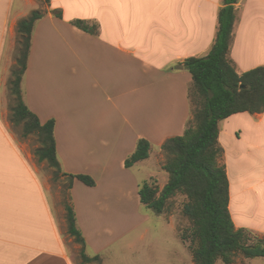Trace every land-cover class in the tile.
I'll return each mask as SVG.
<instances>
[{"label": "crops", "instance_id": "1", "mask_svg": "<svg viewBox=\"0 0 264 264\" xmlns=\"http://www.w3.org/2000/svg\"><path fill=\"white\" fill-rule=\"evenodd\" d=\"M223 6V0L45 4L31 36L22 98L41 124L54 120L61 172L95 182L87 187L74 179L70 189L88 256L101 251L89 241L83 211L98 209L99 197L123 195L138 212L139 185L152 179L158 184L159 177V189L166 184L161 147L181 136L192 118L191 75L183 62L209 53ZM38 7V0H0V264H76L65 240V210L48 195L36 166L46 161L39 162L37 148L9 126L6 89L17 24ZM234 8L228 57L241 75L264 67V0H239ZM74 20L96 25L97 34L76 28ZM218 128L232 221L264 236V111L234 114ZM141 139L150 144L149 157L126 168Z\"/></svg>", "mask_w": 264, "mask_h": 264}, {"label": "trees", "instance_id": "2", "mask_svg": "<svg viewBox=\"0 0 264 264\" xmlns=\"http://www.w3.org/2000/svg\"><path fill=\"white\" fill-rule=\"evenodd\" d=\"M49 3V0H44ZM239 0H223L218 12V29L215 42L204 57H190L183 67L191 75L188 97L192 118L181 136L167 139L161 149L165 156L162 169L168 179L162 189L150 182L139 185L141 204L158 214L165 211L167 202L182 195L186 202L183 215L190 221V248L195 264H215L222 261L232 264L236 255L254 259L264 257V238H255L251 232L236 228L229 212V182L225 169L219 164L221 149L218 146L219 122L238 113L264 111V67H257L238 75L229 60L232 30L236 18L234 4ZM55 15L60 17L59 12ZM42 12L32 11L17 24L18 57L10 81L15 105L10 121L22 125L23 136L35 135L40 148L35 151L38 161H46L54 169L53 179L65 176L71 189L74 179L87 187L95 186L94 180L84 174H64L57 159L54 138V120L41 124L22 98L21 82L27 68L31 36ZM72 25L90 34H97L98 27L83 20ZM150 144L139 140L136 149L126 160L130 168L149 157ZM71 202V196H69ZM67 233L80 245L79 255L84 264H101L99 255L88 256L86 243L77 227L76 214L69 202H64Z\"/></svg>", "mask_w": 264, "mask_h": 264}, {"label": "rangeland", "instance_id": "3", "mask_svg": "<svg viewBox=\"0 0 264 264\" xmlns=\"http://www.w3.org/2000/svg\"><path fill=\"white\" fill-rule=\"evenodd\" d=\"M38 2L37 11L43 12L46 3L44 0H38ZM18 50L17 39L13 52L14 64L11 73L16 68ZM11 80L12 76L10 75L6 89L7 108L10 112L15 105L10 87ZM9 126L17 137L22 136V125L15 126L9 123ZM22 141L27 143L31 150L40 148V143L35 135L23 137ZM36 166L54 204L63 208L64 202L71 204L69 179L59 176L58 179L54 180V169L46 162L37 163ZM160 179L159 177L158 184L154 179L149 182L160 188L162 186ZM82 196L84 197L85 194ZM97 196L99 195L97 194ZM87 200L90 201L91 199ZM97 201L100 203V207L95 209L93 213L88 210L83 211L82 218L87 228L89 241L97 250L101 251L99 254L102 259L101 264H195L190 248L192 240L189 236V229L191 224L182 213V207L186 202L184 196L178 194L171 198L167 202L165 211L161 214L144 206L140 208V212H136L135 204L123 195H112L110 198L99 197ZM82 208L83 206H81ZM139 213L141 214L140 218L138 217ZM251 236L252 242L255 238L264 237L261 234H251ZM65 240L73 261L76 264H84L79 255L80 245L70 235L65 234ZM88 251L90 255L91 250ZM215 264L224 263L217 261ZM232 264H264V257L248 259L236 255Z\"/></svg>", "mask_w": 264, "mask_h": 264}, {"label": "bare ground", "instance_id": "4", "mask_svg": "<svg viewBox=\"0 0 264 264\" xmlns=\"http://www.w3.org/2000/svg\"><path fill=\"white\" fill-rule=\"evenodd\" d=\"M7 169V168H6ZM8 170H10L9 168H8Z\"/></svg>", "mask_w": 264, "mask_h": 264}]
</instances>
